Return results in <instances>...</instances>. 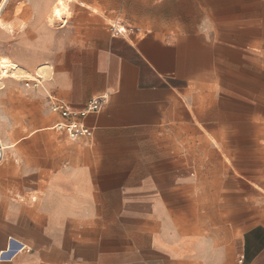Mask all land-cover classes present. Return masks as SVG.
<instances>
[{
	"label": "crops",
	"instance_id": "crops-1",
	"mask_svg": "<svg viewBox=\"0 0 264 264\" xmlns=\"http://www.w3.org/2000/svg\"><path fill=\"white\" fill-rule=\"evenodd\" d=\"M58 1L0 0V72L108 102L86 141L50 111L65 144L22 175L0 135V264H264V0H73L133 38L90 10L60 24ZM18 84L0 74V104Z\"/></svg>",
	"mask_w": 264,
	"mask_h": 264
},
{
	"label": "rangeland",
	"instance_id": "rangeland-1",
	"mask_svg": "<svg viewBox=\"0 0 264 264\" xmlns=\"http://www.w3.org/2000/svg\"><path fill=\"white\" fill-rule=\"evenodd\" d=\"M102 1L105 2L106 0ZM86 10L98 15L107 24L116 20L110 17L109 8L107 7L86 8L80 6L76 1H72L70 4L71 16L78 15V17L81 16L83 18ZM69 20H73V18L69 17ZM59 23L62 24L61 22ZM19 69L21 70V68ZM15 78L20 82L15 89L16 92L9 96L7 101L0 104V135L5 141L4 145H8L5 148L2 166L8 167L16 164L17 170L15 169V171L22 175L25 171L27 159L42 158L43 153L56 156L59 144H65V139L59 140L53 130L45 128L51 125L54 119L49 110L47 95H43L38 90L33 91V87L36 86L35 81L21 77ZM26 82H29L30 85H26ZM38 87L41 88V85ZM46 115H49V117L42 121ZM33 131L34 133L31 135ZM42 132L45 134L41 135ZM66 137L68 141L72 140L67 135ZM23 198L25 201V195H23Z\"/></svg>",
	"mask_w": 264,
	"mask_h": 264
},
{
	"label": "built area",
	"instance_id": "built-area-1",
	"mask_svg": "<svg viewBox=\"0 0 264 264\" xmlns=\"http://www.w3.org/2000/svg\"><path fill=\"white\" fill-rule=\"evenodd\" d=\"M110 28L114 35H123L130 38L145 33V29L141 26L121 22L111 24ZM32 81H35V85L39 82V80ZM26 85H30V83L26 82ZM47 98L50 111L60 117V120L55 124V129L65 133L72 140L92 139L94 130L85 123V119L90 113L99 112L108 102V97L102 95L90 100L84 108L76 109L50 93L47 94Z\"/></svg>",
	"mask_w": 264,
	"mask_h": 264
},
{
	"label": "bare ground",
	"instance_id": "bare-ground-1",
	"mask_svg": "<svg viewBox=\"0 0 264 264\" xmlns=\"http://www.w3.org/2000/svg\"><path fill=\"white\" fill-rule=\"evenodd\" d=\"M71 1H73V0H59L58 1V3L54 7V21H61L62 24L67 23V19L69 18L70 14H71V12H70V2ZM50 20L53 21L52 19H50ZM19 68H20V66L18 64L9 63V61L8 62L6 61V62H3V67H2L0 74L2 76H6V77L7 76H13L14 78L15 77H19V78L21 77L24 79L39 80V81L42 80V78H41L42 73L34 75V74H31V72L30 73L24 72L23 70H20ZM40 85H41V83H40Z\"/></svg>",
	"mask_w": 264,
	"mask_h": 264
}]
</instances>
